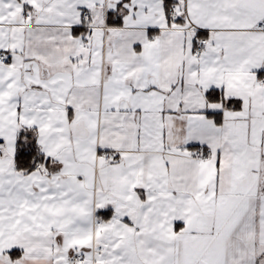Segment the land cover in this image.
<instances>
[{
    "label": "snow or ice",
    "instance_id": "snow-or-ice-1",
    "mask_svg": "<svg viewBox=\"0 0 264 264\" xmlns=\"http://www.w3.org/2000/svg\"><path fill=\"white\" fill-rule=\"evenodd\" d=\"M0 264H264V0H0Z\"/></svg>",
    "mask_w": 264,
    "mask_h": 264
}]
</instances>
